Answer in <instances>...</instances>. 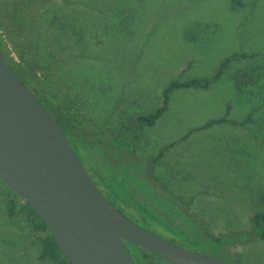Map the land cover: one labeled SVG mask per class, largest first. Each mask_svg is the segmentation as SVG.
<instances>
[{"label": "rangeland", "instance_id": "1", "mask_svg": "<svg viewBox=\"0 0 264 264\" xmlns=\"http://www.w3.org/2000/svg\"><path fill=\"white\" fill-rule=\"evenodd\" d=\"M55 6L80 29L72 33L73 46L54 43L50 30L61 31V18H52L61 15ZM0 34L13 57L27 62L22 73L29 88L69 129L72 123V135L96 147H82L86 154L79 155L103 193L116 199L115 189L130 212L134 203L119 190L121 182L169 232L146 225L142 214L129 217L115 203L124 214L181 247L232 264H264V239L251 224L264 195V0H0ZM233 53L259 56L234 59L206 89L174 91L167 111L142 126L133 150L118 157L116 141L129 135L122 121L156 108L171 80L210 77ZM90 61L106 71L79 70ZM58 62L70 71L75 66L78 80L100 84L92 90L80 84L91 98L81 91L73 98L68 71H58ZM240 73L259 80L238 91L231 76ZM105 86L110 105L100 106ZM232 137L247 141L238 157L229 150L237 147ZM161 150L164 157L154 164ZM9 190L0 181V264H52L39 258L25 216H7ZM126 245L139 261L138 248ZM147 255L154 264H169Z\"/></svg>", "mask_w": 264, "mask_h": 264}, {"label": "water", "instance_id": "2", "mask_svg": "<svg viewBox=\"0 0 264 264\" xmlns=\"http://www.w3.org/2000/svg\"><path fill=\"white\" fill-rule=\"evenodd\" d=\"M0 179L43 219L72 264H138L127 242L169 264H232L161 238L114 205L1 52Z\"/></svg>", "mask_w": 264, "mask_h": 264}, {"label": "trees", "instance_id": "3", "mask_svg": "<svg viewBox=\"0 0 264 264\" xmlns=\"http://www.w3.org/2000/svg\"><path fill=\"white\" fill-rule=\"evenodd\" d=\"M54 9H55V11L61 13V15L60 14L57 15L58 13H55L52 16L53 19H55V18L60 19L61 18V24L59 25V30H61L60 33L55 34V32L52 29L50 30V32L53 34V36L55 38L54 43L56 45H62V40L64 39L68 44H70L72 46L75 45V41H77V39L75 38V36L72 35V33L79 31L80 29L75 27L74 23L67 19L64 12L63 13L61 12V9L59 6H55ZM39 18L43 19L44 15L43 16L39 15ZM14 19H17L16 24L22 23V21H21L22 19L20 18V16L14 17ZM17 21H19V22H17ZM68 48H69V46H68ZM0 52H1L2 56L4 57V59L7 61L8 65L15 71V73L19 76V78L22 80V82L29 88V86L27 84L26 76L24 75V73H22V70L26 69L24 67V65L25 64L27 65V62L25 61L23 56H20V62L17 61L13 57L12 52L9 49L8 42L6 41V39L1 34H0ZM256 56H259L258 53H249V54L248 53H233L231 55L226 56L224 59H222L220 61L218 68L215 70L213 75H211L210 77L201 76V77H191V78L186 79V80H179V79L171 80L167 84V86L163 89L161 103L156 108H154L153 110H151L149 112H145V113L135 112L126 119L125 123H124V121H122V124H123L122 128L124 129V131L128 132L129 135L126 137V139L124 141L123 140H117L116 141V144L118 147V157H120V155H122V154L127 156L128 153L133 150V148H134V143H133L134 137L140 132L142 126H144V125L152 126V124L155 121H157L167 111L171 94L174 91L179 90V89H184V88L206 89L209 87L211 82L218 80L222 76L225 69L228 68V66L230 65V63L234 59H238L239 57L240 58H253ZM59 63L60 62L57 63L58 64L57 67L59 68L58 71H60V70L64 71L65 68H64L63 63L62 64H59ZM89 63H86L85 65H83V66H85L86 70H85V68L79 69V70L88 71V72L89 71L92 72L93 70H95L98 73H103V71H106L102 65H99L97 63H93L91 61ZM74 67L72 68L73 70L71 69V71L65 69V71H68L69 79L71 80V84H72V88H69V90H72L70 93L72 94V96L74 98V97H77V94H79L78 91H81V92H84L85 94L87 93V95L91 98V95L89 94V92L86 91L85 89L81 88L80 84L82 83V84H85L86 86L88 85V90H92L95 88V86H98L100 84L93 85L89 81V78L86 76H83V77H81L80 80H78L77 74L79 73V71H77V68L75 70ZM231 77H232V80L234 81V85L236 86L238 91H242L245 87H249V86L255 84L259 80L258 79L259 74L257 77H255V76L252 77V76H248L247 73H240L239 75L233 74V76H231ZM100 82H101V78H100ZM109 87H107V86L100 87V89L104 95V97H100L102 99H101V101H99V103H97L100 106L101 105H108V104L110 105V92H107V89H106ZM29 90L35 95V97L48 109V111L58 121V123L60 124V126L64 130L65 134L69 138L74 150L76 151V153L78 154L79 157H80L79 152H80V154L82 153L83 157H84L83 153L86 154L82 147H84V148L85 147L96 148L94 145L90 144L88 141L83 140L81 137H76V136L72 135L71 134L72 132L70 131V129L73 128L72 123L69 124L70 125V129H69V126H67L65 119L61 118V115L59 113L57 114V113L52 112L44 104L42 99L40 97H38V95L36 94V92L34 90H32L31 88H29ZM93 96H95V94H93L92 97ZM75 101H76V99L72 100V102H75ZM100 106H99V108H100ZM102 113L107 114L108 112H105V111L100 112V114L98 116L99 118L101 117ZM225 119L226 118L223 117V118L217 119V121L208 122L206 124V126L208 127V126H210L211 123L218 122V121H224ZM246 121H248V120L246 119ZM246 137L247 138L253 137V130L250 132V135L248 134V136L246 135ZM231 139L233 141H235L234 143H235V146H237V147H233L232 149H229V150H231L233 153H235V156L238 157L237 154L241 153L240 151H242V149L244 148L241 145L247 141L245 140V138H244V140L241 139L239 141L236 140L237 137L236 138L232 137ZM238 142H240V144H239L240 146L237 144ZM251 145H253V144L251 143ZM229 150L227 149V151H229ZM87 155H90V154H87ZM163 157H164V150H161L155 156L154 164L159 162ZM166 171H167L169 177L174 178L173 174L170 173V170L167 169ZM0 181L3 184H5L1 179H0ZM118 184L120 185L119 190L122 191L123 193H125L127 196H129L131 198V200L133 201L134 206L129 211L131 212L133 210L132 213H135L136 215L134 216L130 212L127 211L128 208L125 207L120 194H118L115 189H111L116 194V199L115 198L113 199L111 196H110V199L109 198L108 199L114 205H115V203L118 202L119 207L121 209H123L128 215L129 214L131 215L129 217L141 220L142 217L140 215L142 214V216L144 217L143 219L148 220L150 222V223H146V225L157 227V229L161 230V231H163L162 228H164L167 231V233L169 232L166 229V228L169 229V227H170L168 224H166L162 219L157 217L153 212L146 209L141 202H139L135 198L131 197L130 193H128V191L123 187L121 182H119ZM8 188L10 190H9V192H7V196H6V200H5L6 201L7 216L9 218L14 217L16 214H23L25 216L27 221L32 226V235H33L34 240H36L40 245L39 258L43 259V260H47V261L51 262L52 264H72L71 261L59 249V247H58V245L54 239L53 234L51 233L49 227L45 224L43 219H41V217L29 205L28 202L24 201L10 187H8ZM261 201H262L263 208L261 210L256 211L252 215L251 224H252L253 231L258 232L259 236L264 239V195L261 196ZM163 225H167L168 227L167 226L163 227ZM169 234H170V236L173 235L171 233V230H170ZM215 240L219 241V238H217ZM127 243L138 248V260H139V261H137L138 264H154L149 259L148 255H147V253L152 254L151 252L143 249L139 245L134 244L132 242H127ZM152 255L155 256L154 254H152ZM155 257L158 258L157 256H155ZM159 260H161V259H159Z\"/></svg>", "mask_w": 264, "mask_h": 264}]
</instances>
